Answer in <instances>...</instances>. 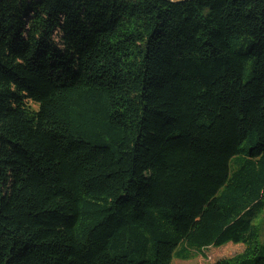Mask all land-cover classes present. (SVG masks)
<instances>
[{
  "label": "trees",
  "instance_id": "16d2710c",
  "mask_svg": "<svg viewBox=\"0 0 264 264\" xmlns=\"http://www.w3.org/2000/svg\"><path fill=\"white\" fill-rule=\"evenodd\" d=\"M264 0H0V264H264Z\"/></svg>",
  "mask_w": 264,
  "mask_h": 264
},
{
  "label": "rangeland",
  "instance_id": "374dc122",
  "mask_svg": "<svg viewBox=\"0 0 264 264\" xmlns=\"http://www.w3.org/2000/svg\"><path fill=\"white\" fill-rule=\"evenodd\" d=\"M255 223L262 224L264 227V210L258 216H256ZM262 240L264 241V234ZM244 250V245H236L233 243H229L221 247H210L207 249L203 248L200 254L195 252L196 255L192 260L182 261L175 258L172 264H213L217 261L242 254Z\"/></svg>",
  "mask_w": 264,
  "mask_h": 264
}]
</instances>
